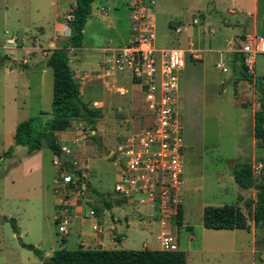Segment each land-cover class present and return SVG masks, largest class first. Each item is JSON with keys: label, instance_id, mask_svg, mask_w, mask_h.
<instances>
[{"label": "rangeland", "instance_id": "obj_1", "mask_svg": "<svg viewBox=\"0 0 264 264\" xmlns=\"http://www.w3.org/2000/svg\"><path fill=\"white\" fill-rule=\"evenodd\" d=\"M47 1L0 0V155L11 144L17 123L30 117L45 119L46 114L50 113L51 70L46 67L42 74L36 75L22 68L24 64L34 63L33 52L14 47L24 45L25 38L21 37L23 31L32 43L30 35L37 33L28 18L34 14L36 6L45 7V16L49 18L51 10ZM186 1L182 0L185 4ZM98 3L101 8L109 9L111 17L119 16L127 27L125 0L93 1V4ZM167 11L163 4L159 6L158 1L154 0V42L158 45H165L168 39L163 35L165 23L170 18ZM17 17L21 19V28L17 27ZM259 20L264 26V14ZM63 22L67 23L65 19ZM47 24L51 25V20ZM101 28L98 38L101 45L109 44L108 38L114 44L118 42L113 29ZM66 30L69 33L68 27ZM45 34L50 37L51 26L39 36L41 44L48 37ZM125 35L126 31L124 38ZM8 37H14L15 43L5 44ZM67 37L62 26L61 38L66 40ZM203 47L207 48L206 42ZM47 50L42 51L48 54ZM231 58L229 60L223 52L205 51L199 62L186 57L185 66L179 73L177 106L184 146L179 225L175 223L174 215L164 220L159 218L157 210L129 203L113 194L117 164L111 153L121 139L142 125L148 113L138 82L130 79L132 83H128L126 88L127 94H132L134 98V108L124 107L117 111L113 107L116 110L112 108L105 117L101 115L94 119L92 133L83 120L73 119L67 128L69 137L66 144L71 151L67 160L74 161L79 172L86 171L84 179L87 188L83 194L85 200H75L76 205H70L64 212L68 220L65 235H61L56 227L55 217L62 214L52 193L57 168L52 164L54 156L47 150L45 142H41L39 151L29 156L24 153V147L15 146L9 157L0 158V264H42L30 250L20 245L19 240L37 247L43 254H50L60 246L157 249L161 247V231L175 237L177 249L184 252L185 264H264V229L253 224L244 205L247 198H254L255 189H241L230 178L233 162L250 161L254 182L261 180V166L264 164L260 160L264 153L258 141L252 137L250 116L255 102L257 108L259 106L257 91L253 81L234 75L229 63L232 62ZM216 63H221L226 71L215 67ZM8 68L11 70L8 71ZM251 74L262 78L264 85V53L254 56ZM88 77V74H83L75 80L79 82ZM238 79L241 80L238 82ZM239 86L241 93L237 94ZM118 91L126 94L122 89ZM236 94L237 97L234 96ZM90 102L86 101L91 107ZM121 102L126 105L125 99ZM29 157L32 162L27 166L18 163L21 158L31 159ZM83 203L87 211H94L93 218L98 217L97 220L92 221V217L86 220L83 230L94 231L90 229V223H95L99 229L95 231H100L99 236L103 237L101 244L80 243L83 234H80L81 230L76 224L83 213L73 211ZM106 204L112 205V213L105 212L101 216L95 206L105 207ZM223 204L234 205L244 213L248 224L246 230L207 229L202 226L203 207ZM70 216H75L73 226L69 224V220L72 221ZM113 217L116 218V227L109 226L114 221ZM9 218L14 219L18 233L13 232Z\"/></svg>", "mask_w": 264, "mask_h": 264}, {"label": "built area", "instance_id": "obj_2", "mask_svg": "<svg viewBox=\"0 0 264 264\" xmlns=\"http://www.w3.org/2000/svg\"><path fill=\"white\" fill-rule=\"evenodd\" d=\"M153 4L154 0H128L129 39L118 46L102 49L100 69L106 76L122 73L136 80L148 110L142 125L121 139L111 153L117 164L113 194L129 203L157 210L159 218L166 220L175 215L181 205L184 146L177 90L184 56L180 48L155 47ZM71 18L70 13L64 17L66 22ZM66 28L67 24L63 23L68 34ZM178 30L175 28L176 32ZM14 43V37L5 39L7 45ZM237 52L244 67L249 73L253 72L254 56L264 53V33L245 34ZM216 67L225 71L220 63ZM91 105L99 107L100 104L93 101ZM60 150L66 164L57 157L52 158L57 168L52 193L57 207L62 210V214L55 217L57 231L65 235L68 220L64 212L70 205H76L75 200H85L87 183L85 174L74 166L75 162L67 160L71 152L69 146L60 145ZM93 213L91 209L87 211L92 218ZM91 229L99 230L95 223ZM159 240L161 249L177 250L174 236L161 231Z\"/></svg>", "mask_w": 264, "mask_h": 264}, {"label": "crops", "instance_id": "obj_3", "mask_svg": "<svg viewBox=\"0 0 264 264\" xmlns=\"http://www.w3.org/2000/svg\"><path fill=\"white\" fill-rule=\"evenodd\" d=\"M93 1L94 0H92L90 3V12L82 28L80 46L78 48L71 49L70 51L68 50L69 52L66 53L67 64L74 79L77 77L80 78V76L83 74L89 75V77L83 81H76L78 83L79 97L85 103L86 101L91 100L90 105L93 101L99 102V107H92V105L91 107L98 109L100 116L102 115L105 117L108 115V112L112 111L113 107H116L117 111H121L124 107L131 109L133 107V103L135 104L132 94L128 95L126 88L128 83H132L130 80L132 78L128 74L120 73L112 76H106L100 69L101 59L103 57L102 49L105 47H115L127 42L129 39L130 21L128 13V25L126 27L119 16L111 17L108 14L109 9H103L100 7L99 3L98 5L93 4ZM157 1L159 6H162L163 4L164 8L168 10L167 15L170 16V18L165 23L166 27L163 28V31L165 32L163 35H166L168 38L167 42L165 45H158L156 42H154L157 49L180 48L183 50L184 61L185 58L188 57L189 60L194 62L201 61L204 57L205 51L211 50L217 54L223 52L226 54L229 60L230 57H232V62L229 61L231 71L235 76L240 78L234 68V54L238 53L237 47L239 45V41L245 34L259 35L264 33V26L260 24L259 20L261 14H264V0H187L186 4L183 3L182 0ZM47 3L51 10V15L49 18L45 16L47 10L45 11V7L42 6L34 7V14H31V16L28 18L29 24L31 27L36 29L37 33L36 35H30L32 43L27 39L28 35H26L25 31H23L21 37L23 39L25 38L23 41L24 45L21 47L14 46L17 49H24L26 51L31 50L33 52L31 56L35 59L34 63L31 65L24 64L22 65V68H25L29 72L31 71L36 75L37 73L42 74L47 67L44 64L47 52L42 50L60 48L62 43L65 42L64 38H61L62 26L64 23L63 19L67 14L70 13L69 11L74 5V0H48ZM125 7L127 9V0H125ZM50 20L51 25H48L47 22ZM101 24L103 26H101ZM49 26H51L50 37L45 34V37H48H46L44 44H41V39L39 36L42 35L45 28H48ZM17 27L21 28V19L19 17H17ZM101 27L105 29H113L115 36L118 37V42L114 44L111 38L106 39L104 37V39H106L109 44L101 45V43H99L100 41L98 40V38L101 36ZM175 28H179V30L176 32ZM125 31L126 35L124 38ZM103 36L104 35H102V38ZM205 42L207 48L203 47ZM235 45L236 47L234 48ZM69 62L70 64L72 63L71 66L69 65ZM183 66H185V64H183ZM10 70L11 69L8 71ZM241 79H238V82ZM240 87L241 86L238 88L239 91L237 94L241 93ZM121 89L126 91L125 95L119 93L118 90ZM139 91H141L140 87ZM237 94L234 96L237 97ZM240 95V97H243V94ZM124 99L126 105L121 102V100ZM119 102L122 105L119 104ZM86 104L88 105V103ZM257 109V103L255 102V106H253L250 114L251 125H253V112ZM49 116H51L50 113L46 114V118ZM92 132L93 131L91 130V133ZM56 135L59 145H65L67 142L66 139L69 137L68 130L66 129L64 131L57 132ZM37 151L39 150H36L33 153H36ZM88 159L89 158H86V160ZM30 162H32V158L25 160L21 158L18 163L27 166L30 164ZM85 167H88L87 164H85ZM84 173H86V171ZM230 178L232 179L231 176ZM85 204L83 203L82 205L76 207L73 211L83 213V217L81 216L78 224H76V227L81 230L80 234H83V238H80L82 240L80 243L82 244L87 242L93 245L101 244L103 237L99 236L101 234L100 231L98 233L97 231L91 232L90 230H83L86 220H90V217H88L86 212L87 208L84 206ZM95 208L98 209L99 212L97 213L101 214V216L105 214V212L112 213V205L106 204L105 207L95 206ZM70 218H72V221L69 220V224L73 226L75 224L73 221L75 216H70L69 219ZM97 218H92L91 220H97ZM115 219L116 218L113 217L114 223H110L109 226H117ZM92 221L90 223V229L91 225L93 224ZM253 233L254 231L252 230L251 235H253ZM157 249L161 248L159 247ZM44 255L49 254L46 253Z\"/></svg>", "mask_w": 264, "mask_h": 264}, {"label": "trees", "instance_id": "obj_4", "mask_svg": "<svg viewBox=\"0 0 264 264\" xmlns=\"http://www.w3.org/2000/svg\"><path fill=\"white\" fill-rule=\"evenodd\" d=\"M92 0H74L70 9L72 18L67 21L68 37L60 48L48 50L45 57V66L51 69V116L41 119L30 117L19 123L14 128L11 144L0 155V158L9 157L15 146L24 147L26 155L41 149L42 141L46 148L60 162L66 164V159L61 157L60 145L57 140V132L69 128L71 120H83L92 131L93 121L100 116L98 109L88 106L79 97L78 83L72 76L67 65V41H71L70 48L80 46L82 28L90 12ZM234 68L240 78L253 81L257 91L258 109L253 112L252 134L258 141L264 153V85L262 78L252 76L244 67L240 54L235 53ZM264 164V156L260 160ZM231 177L234 183L241 189L253 187L254 198H247L244 205L250 213L253 221L259 222L264 229V166H261L260 181L255 183L253 169L250 161H235L231 166ZM109 205V204H108ZM181 207L175 211V223L180 224ZM13 232L18 233L15 221L9 218ZM202 226L207 229H242L246 230L248 224L242 211L231 204L219 206H205L201 212ZM258 225V224H257ZM22 247L30 250L41 260L42 264H185L182 250L165 249H105V248H66L53 249L47 256L37 247L23 243Z\"/></svg>", "mask_w": 264, "mask_h": 264}, {"label": "water", "instance_id": "obj_5", "mask_svg": "<svg viewBox=\"0 0 264 264\" xmlns=\"http://www.w3.org/2000/svg\"><path fill=\"white\" fill-rule=\"evenodd\" d=\"M70 45H71V41L68 40V41H67V50H66V53L68 52V50H69V48H70ZM61 157H63V156L61 155ZM253 224H254V225H257V224H258V226L260 227L259 222H257V221H253Z\"/></svg>", "mask_w": 264, "mask_h": 264}]
</instances>
